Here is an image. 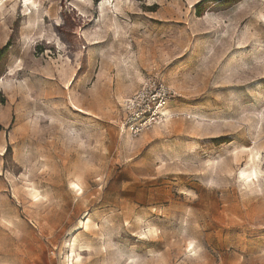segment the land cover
Here are the masks:
<instances>
[{"label": "rangeland", "instance_id": "374dc122", "mask_svg": "<svg viewBox=\"0 0 264 264\" xmlns=\"http://www.w3.org/2000/svg\"><path fill=\"white\" fill-rule=\"evenodd\" d=\"M23 1L0 0V264H264V0Z\"/></svg>", "mask_w": 264, "mask_h": 264}, {"label": "built area", "instance_id": "2783aa9c", "mask_svg": "<svg viewBox=\"0 0 264 264\" xmlns=\"http://www.w3.org/2000/svg\"><path fill=\"white\" fill-rule=\"evenodd\" d=\"M165 92L164 90L160 87L157 89V92L154 94V99H153V104L156 103V108L161 107L165 103ZM138 102L137 97L133 99V101H129L127 103H131L130 108H133V105H136ZM151 107L148 105L147 111H144L142 115L139 113L135 112V117L134 120L130 121L127 126L130 128V131H132L134 134H137L141 132L144 128H146L147 124L150 122V119L152 118L151 115H153L154 110H150ZM151 113V114H150Z\"/></svg>", "mask_w": 264, "mask_h": 264}, {"label": "bare ground", "instance_id": "6f19581e", "mask_svg": "<svg viewBox=\"0 0 264 264\" xmlns=\"http://www.w3.org/2000/svg\"><path fill=\"white\" fill-rule=\"evenodd\" d=\"M23 3H24L25 5H30V4L33 5V4H34V3H33V0H24ZM105 6H106L105 3H104V4L102 3L101 11H102L103 17L106 16V14H105V10H106V9H105ZM108 17H109V16H108ZM253 158H254V157H253ZM252 163H254L253 160H252ZM254 165H255V164H254ZM252 170H253V169H252ZM255 170H256V169H255ZM255 170H254L253 172H247V171H245V170H244V171H241V172H240V177H241V178H246V179L248 178V179H250V178H249L250 176H254L255 178H257L258 175H257V172H256ZM248 179H247V180H248ZM71 187H72V186H71ZM73 189H75V190H77V191L80 190L79 187H78V185H75V184L73 185ZM33 190H34V189H33ZM33 193H34V192H33ZM38 195H39V194H38ZM38 195H37L36 193H34V195L32 196L33 199H34V201L38 198ZM85 226L87 227V224H85ZM74 243H75V242H74ZM74 243H73V244H74ZM76 263H78V264L80 263L79 259L76 261ZM71 264H72V263H71Z\"/></svg>", "mask_w": 264, "mask_h": 264}, {"label": "trees", "instance_id": "16d2710c", "mask_svg": "<svg viewBox=\"0 0 264 264\" xmlns=\"http://www.w3.org/2000/svg\"><path fill=\"white\" fill-rule=\"evenodd\" d=\"M209 2L212 3V4L217 2L218 4L226 5V4L233 3L234 0H201L195 5V11H196L197 16H201L202 15V11H203L202 6L205 3H209ZM60 30H61V28H60ZM6 50H7V45L4 46L2 49H0V61L5 57Z\"/></svg>", "mask_w": 264, "mask_h": 264}]
</instances>
